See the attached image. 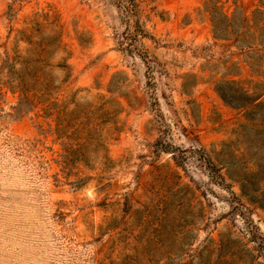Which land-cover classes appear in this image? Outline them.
Masks as SVG:
<instances>
[{
  "label": "rangeland",
  "instance_id": "374dc122",
  "mask_svg": "<svg viewBox=\"0 0 264 264\" xmlns=\"http://www.w3.org/2000/svg\"><path fill=\"white\" fill-rule=\"evenodd\" d=\"M163 2L0 0V264H263L264 0Z\"/></svg>",
  "mask_w": 264,
  "mask_h": 264
},
{
  "label": "trees",
  "instance_id": "16d2710c",
  "mask_svg": "<svg viewBox=\"0 0 264 264\" xmlns=\"http://www.w3.org/2000/svg\"><path fill=\"white\" fill-rule=\"evenodd\" d=\"M132 3V7L136 8L137 4L135 0H129ZM135 10V9H134ZM216 38V37H215ZM242 97L245 98L244 105H240L239 108L242 107H252L251 111H258L260 109H264V94L259 95L254 98V96L249 95L247 91L240 92ZM221 94V93H220ZM222 99L230 106L234 107L233 103L227 102L225 96L221 94ZM248 123L243 125L245 129L253 128L257 131H264V122L263 124L258 123L257 120L248 118ZM233 165V164H231ZM258 171L255 173H251L250 175H246L240 179L241 182V191L242 196L247 198L251 204L257 205L260 209L264 210V193L260 194L261 191H264V167H257ZM255 238V237H254ZM256 239V238H255ZM259 249L263 252V264H264V237H259Z\"/></svg>",
  "mask_w": 264,
  "mask_h": 264
},
{
  "label": "crops",
  "instance_id": "0c3cea01",
  "mask_svg": "<svg viewBox=\"0 0 264 264\" xmlns=\"http://www.w3.org/2000/svg\"><path fill=\"white\" fill-rule=\"evenodd\" d=\"M163 8L165 9H172L171 5H169L168 1H173V2H177V1H182V0H163ZM188 4H192L193 1L195 0H185ZM182 5V4H181ZM194 39L200 41V42H206L208 40H211L212 38V33L209 30V27L207 26V24L201 25L199 26V30L195 31V34L193 35Z\"/></svg>",
  "mask_w": 264,
  "mask_h": 264
}]
</instances>
